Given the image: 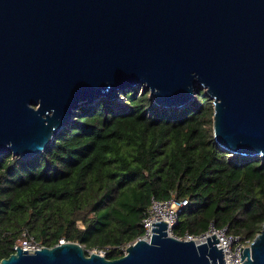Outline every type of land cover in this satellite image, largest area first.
I'll return each instance as SVG.
<instances>
[{"label":"water","instance_id":"water-1","mask_svg":"<svg viewBox=\"0 0 264 264\" xmlns=\"http://www.w3.org/2000/svg\"><path fill=\"white\" fill-rule=\"evenodd\" d=\"M135 84L166 107L203 87L214 141L264 159V0H0V154H37L82 103ZM166 227L151 221L113 257L64 239L16 245L0 264L224 261L214 232L195 241ZM239 256L264 264V218Z\"/></svg>","mask_w":264,"mask_h":264},{"label":"trees","instance_id":"trees-1","mask_svg":"<svg viewBox=\"0 0 264 264\" xmlns=\"http://www.w3.org/2000/svg\"><path fill=\"white\" fill-rule=\"evenodd\" d=\"M120 94L82 103L37 154H0V257L23 230L41 244L62 236L117 256L143 231L152 195L186 198L176 234L213 222L246 240L260 229L264 159L214 141L203 87L180 107L157 106L139 84Z\"/></svg>","mask_w":264,"mask_h":264},{"label":"built area","instance_id":"built-area-1","mask_svg":"<svg viewBox=\"0 0 264 264\" xmlns=\"http://www.w3.org/2000/svg\"><path fill=\"white\" fill-rule=\"evenodd\" d=\"M185 202L186 198H179L175 195H170L165 198H157L152 195L150 197L149 204L141 217L143 231L137 234L135 238H148L151 234V221L162 218L167 221V233L180 238H192L195 241H204L206 240V235L214 232L218 237V239L215 241V244L218 247L222 246L224 261H218L212 264H242V260L239 256L240 245L244 246L249 244L250 239L243 240L238 234L228 231L226 225L219 226L213 222H210L207 227L200 232H189L188 230H185L182 234H176L173 231V226L177 220V213ZM63 240L64 237L61 236L57 241ZM127 243L119 244L122 252L125 251V246ZM16 245H20L24 248H36L39 247L41 243L31 233H27L25 230H23L22 236L13 242V250L16 248ZM106 249V246L93 245L91 248H87V251H96L100 254H104Z\"/></svg>","mask_w":264,"mask_h":264},{"label":"rangeland","instance_id":"rangeland-1","mask_svg":"<svg viewBox=\"0 0 264 264\" xmlns=\"http://www.w3.org/2000/svg\"><path fill=\"white\" fill-rule=\"evenodd\" d=\"M141 86V85H140ZM116 100H122L123 99V96L120 94V95H117V97H115ZM91 248V247H90ZM89 249V248H88Z\"/></svg>","mask_w":264,"mask_h":264}]
</instances>
